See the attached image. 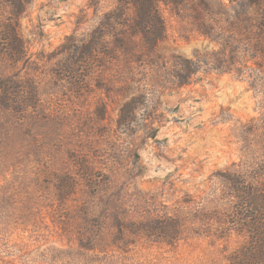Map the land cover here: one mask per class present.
<instances>
[{
    "label": "rangeland",
    "instance_id": "obj_1",
    "mask_svg": "<svg viewBox=\"0 0 264 264\" xmlns=\"http://www.w3.org/2000/svg\"><path fill=\"white\" fill-rule=\"evenodd\" d=\"M137 5L0 0V264H229L245 244L227 179L264 176V0L159 3L153 46Z\"/></svg>",
    "mask_w": 264,
    "mask_h": 264
},
{
    "label": "trees",
    "instance_id": "obj_2",
    "mask_svg": "<svg viewBox=\"0 0 264 264\" xmlns=\"http://www.w3.org/2000/svg\"><path fill=\"white\" fill-rule=\"evenodd\" d=\"M135 1L138 33L153 46L163 37L158 5L174 0ZM260 29L264 35V18ZM259 178V182H247L243 175L227 179L235 199L234 223L247 237L245 244L229 257V264H264V176Z\"/></svg>",
    "mask_w": 264,
    "mask_h": 264
}]
</instances>
